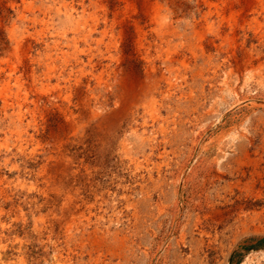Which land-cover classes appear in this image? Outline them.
I'll use <instances>...</instances> for the list:
<instances>
[{
  "label": "rangeland",
  "instance_id": "rangeland-1",
  "mask_svg": "<svg viewBox=\"0 0 264 264\" xmlns=\"http://www.w3.org/2000/svg\"><path fill=\"white\" fill-rule=\"evenodd\" d=\"M263 207L264 0H0V264H264Z\"/></svg>",
  "mask_w": 264,
  "mask_h": 264
},
{
  "label": "bare ground",
  "instance_id": "bare-ground-1",
  "mask_svg": "<svg viewBox=\"0 0 264 264\" xmlns=\"http://www.w3.org/2000/svg\"><path fill=\"white\" fill-rule=\"evenodd\" d=\"M27 3H28V2H27ZM28 4H29V3H28ZM34 8H35V7H34ZM33 12H34V11H33ZM160 12H161V9H160V8H156V9H155V13H156L157 15H159ZM43 15H44V14H43ZM41 18H42V17H41ZM25 22H26V21H25ZM31 22H33V21H31ZM45 24H46V23H45ZM45 24H44V25H45ZM29 25H30V24H29ZM54 27H55V26H54ZM53 29H54V28H53ZM51 30H52V29H51ZM55 33H56V32H55ZM192 34H193V33H192ZM56 35H57V34H56ZM60 37H61V36H60ZM57 47H58V46H57ZM62 47H63V46H62ZM63 48H64V47H63ZM52 52H53V51H52ZM193 56H194V55H193ZM193 56H192V57H193ZM195 57H196V56H195ZM81 62H82V61H81ZM24 64H25V63H24ZM76 66L79 67L78 64H76ZM183 66H184V65H183ZM63 67H64V66H63ZM65 67H66L65 70H63V71L60 72V73L58 72V73H59V76H60V77H61V76H64V74H66V73L69 71V72H68L69 74H67V75L69 76L68 78H70V76H72L73 73H74L73 70H72V67H73V66L70 64V65H67V66H65ZM30 71H31V70H30ZM80 72H81V71H80ZM30 76H31V75H30ZM64 80H65V79H64ZM66 82H67V81H66ZM66 82H65V83H66ZM149 88H150V87H149ZM148 91H149V90H148ZM1 118H2V117H1ZM159 120H160V119H159ZM163 122H164V121H163ZM2 125H3V124H2ZM5 136H6V135H5ZM263 208H264V207H263ZM263 213H264V212H263ZM248 217H249V216H248ZM239 218H240V217H239ZM244 219H245V218H244ZM254 219H255V218H254ZM247 220H248V219H247ZM247 220H246V221H247ZM238 222L242 223L241 218L238 219ZM242 224H243V223H242ZM230 229H231V228H230ZM263 229H264V228H263ZM263 229H262V230H263ZM198 230L200 231L201 234H202V233H206V232H204V229H203V228H199ZM201 231H203V232H201ZM208 235H209V234H208ZM85 237L90 238V237H91V233H86V232H85ZM209 237H210V235H209ZM258 259H259V258H258ZM260 259H261V258H260ZM263 259H264V256H263Z\"/></svg>",
  "mask_w": 264,
  "mask_h": 264
}]
</instances>
